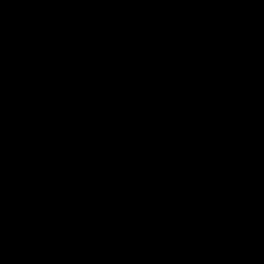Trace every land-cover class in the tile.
<instances>
[{
    "label": "water",
    "instance_id": "obj_1",
    "mask_svg": "<svg viewBox=\"0 0 264 264\" xmlns=\"http://www.w3.org/2000/svg\"><path fill=\"white\" fill-rule=\"evenodd\" d=\"M0 264H264V0H0Z\"/></svg>",
    "mask_w": 264,
    "mask_h": 264
}]
</instances>
